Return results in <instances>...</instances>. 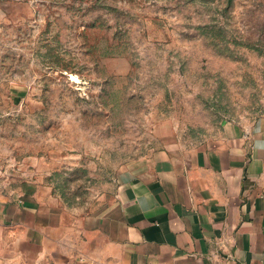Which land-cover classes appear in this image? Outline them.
<instances>
[{"label": "rangeland", "instance_id": "374dc122", "mask_svg": "<svg viewBox=\"0 0 264 264\" xmlns=\"http://www.w3.org/2000/svg\"><path fill=\"white\" fill-rule=\"evenodd\" d=\"M264 126V0H0V191L77 215L136 163Z\"/></svg>", "mask_w": 264, "mask_h": 264}, {"label": "crops", "instance_id": "0c3cea01", "mask_svg": "<svg viewBox=\"0 0 264 264\" xmlns=\"http://www.w3.org/2000/svg\"><path fill=\"white\" fill-rule=\"evenodd\" d=\"M0 264H264V126L136 163L95 214L0 191Z\"/></svg>", "mask_w": 264, "mask_h": 264}]
</instances>
